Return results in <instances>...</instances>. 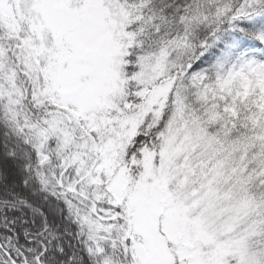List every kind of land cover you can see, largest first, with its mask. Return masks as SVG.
<instances>
[{
    "label": "snow or ice",
    "instance_id": "6c2138e0",
    "mask_svg": "<svg viewBox=\"0 0 264 264\" xmlns=\"http://www.w3.org/2000/svg\"><path fill=\"white\" fill-rule=\"evenodd\" d=\"M0 264H264V0H0Z\"/></svg>",
    "mask_w": 264,
    "mask_h": 264
}]
</instances>
